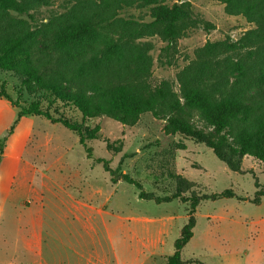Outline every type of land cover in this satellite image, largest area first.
Instances as JSON below:
<instances>
[{"label":"trees","instance_id":"16d2710c","mask_svg":"<svg viewBox=\"0 0 264 264\" xmlns=\"http://www.w3.org/2000/svg\"><path fill=\"white\" fill-rule=\"evenodd\" d=\"M215 1L225 4L232 15H243L257 29L238 44L208 42L199 49L196 60L178 75V93L168 82L156 88L150 86L152 45L138 41L159 36L171 49L187 28L183 20L187 11L182 6L169 7L161 0H112L115 11L136 5L154 6L153 21L119 19L121 38L84 58V50L101 38L102 29L111 19L107 13L91 11L86 2L79 1L70 12L33 28L19 17L48 6L50 0H0V70L14 73L20 91L35 97L30 104L21 105L4 87L0 89V97L18 109L13 126L0 139V165L6 142L23 117L44 118L63 126L78 135L87 159L102 165L112 184L122 181L134 186L140 200L156 205L175 200L190 203L188 223L175 243L174 255L166 262L183 264L181 252L194 237L195 214L201 202L233 199L236 194L227 190L197 196L192 191L190 197H185L194 184L182 177L173 195L147 193L138 180L112 169L110 161L94 159L87 142L97 140L101 129H91L86 123L107 117L134 126L143 115L151 114L166 121V135H180L204 144L231 172L243 173L246 157L264 163V0ZM193 22L208 31L215 28L210 23ZM66 108L76 111L81 122L69 116ZM127 158L125 155L123 160ZM262 197L264 187L253 202L243 200L259 204Z\"/></svg>","mask_w":264,"mask_h":264},{"label":"rangeland","instance_id":"374dc122","mask_svg":"<svg viewBox=\"0 0 264 264\" xmlns=\"http://www.w3.org/2000/svg\"><path fill=\"white\" fill-rule=\"evenodd\" d=\"M79 1L86 2L93 9L91 11L101 10L111 17L102 29L101 38L84 50V58L121 38L117 22L119 19L150 23L155 12L154 6L145 5L115 11L112 0H50L48 6L39 7L19 18L34 28L70 12ZM161 4L182 6L187 11L183 15L187 28L171 49L167 48L169 43L159 36L138 41L152 45L150 56L153 66L148 79L152 88L168 82L180 93L178 75L196 60L199 49L208 42L238 44L248 33L257 29L255 23L243 15H232L226 5L219 1L161 0ZM193 21L210 23L215 28L208 31L203 25L195 26ZM2 87L13 101H19L21 105H28L35 100V97L20 91V81L12 72L0 70V89ZM66 111L73 119L81 122V116L76 111L71 108H66ZM38 122L42 123V128L37 127ZM195 124L200 127L199 123ZM165 125L166 121L158 120L151 114L143 115L134 126H126L107 117L96 118L88 121L86 126L91 129L99 126L101 130L98 139L88 141L87 146L93 149L94 159L110 161L112 169H120L121 173L138 180L147 193L157 197L173 195L179 177L194 184L185 197H190L192 191L202 196L233 190L236 198L201 202L195 214L194 237L181 252L183 264H264V197L259 204L252 203L264 187V163L246 157L242 163L243 173L231 172L204 144L180 135H166ZM34 127L37 133H44L45 129L52 130L31 138L32 149L37 140L45 145L42 148L45 151L41 153L47 167L51 169V181H62L66 189L74 190L75 193L83 192L78 187L99 189L106 188V184L111 186L110 175L104 172L103 166L87 159L77 134L61 125H53L44 118L35 120ZM61 149L63 165L58 155ZM125 155L129 158L123 160ZM60 167H66L67 171L61 169L60 172ZM114 189L117 198L131 203L126 206L127 209L147 214L149 218H163L164 227L162 223L150 225L152 233H156L159 227L165 231L158 251L159 257H154L152 264H166L167 259L174 255L175 243L188 223L190 203L175 200L156 205L152 201L140 200L137 188L123 182ZM105 192L108 194L109 190ZM10 205L9 201L3 203L1 195L0 209L4 213L0 226V264H28L27 258L19 250L14 231L8 229L14 218ZM30 205V202H26L25 206L28 208ZM48 220L49 226L55 230L56 221ZM49 226L50 231L52 228ZM139 235L143 234L140 232Z\"/></svg>","mask_w":264,"mask_h":264},{"label":"crops","instance_id":"0c3cea01","mask_svg":"<svg viewBox=\"0 0 264 264\" xmlns=\"http://www.w3.org/2000/svg\"><path fill=\"white\" fill-rule=\"evenodd\" d=\"M17 114L18 109L0 97V139ZM38 118L21 119L6 142L0 165V196L3 203H11L14 217L8 229L14 231L28 264H152L154 257H159L165 236L163 218L153 219L127 209L131 203L117 198L114 189L122 181L112 184L111 176V186L78 187L82 193L69 191L62 181H51V169L41 153L45 145L37 140L31 148V138L52 131L44 127V133H37L34 125ZM37 125L43 127L42 123ZM61 151L58 155L63 165ZM61 169L67 171L66 167ZM2 213L1 208L0 226ZM48 219L56 221L55 230ZM157 223L163 227L152 233L150 225Z\"/></svg>","mask_w":264,"mask_h":264}]
</instances>
